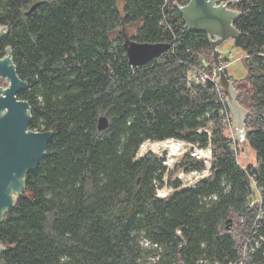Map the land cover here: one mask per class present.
<instances>
[{"label":"trees","instance_id":"obj_1","mask_svg":"<svg viewBox=\"0 0 264 264\" xmlns=\"http://www.w3.org/2000/svg\"><path fill=\"white\" fill-rule=\"evenodd\" d=\"M37 1L0 0V27H8L0 52L11 47L28 82L18 97L31 105L30 128L54 132L4 214L0 263L240 261L247 240L264 236V0L231 5L242 12L235 25L243 34L235 42L247 75L232 78L229 59L221 58L249 111L247 141L258 166L247 169L211 112L222 106L215 83L189 80L204 60L210 72L215 67L207 33L189 31L177 6L190 0H122L121 6L119 0H42L28 12ZM128 41L165 49L132 65ZM103 114L110 124L100 130ZM211 120L210 176L195 188L157 196L163 163L154 152L138 158L141 146L173 137L205 145L208 134L197 129ZM194 161L186 154L178 166L201 165ZM252 177L261 190L255 204ZM245 261L264 264V240Z\"/></svg>","mask_w":264,"mask_h":264},{"label":"water","instance_id":"obj_2","mask_svg":"<svg viewBox=\"0 0 264 264\" xmlns=\"http://www.w3.org/2000/svg\"><path fill=\"white\" fill-rule=\"evenodd\" d=\"M239 1L241 0H190L186 4L177 5L189 31L207 33L213 51V62L217 66L222 65L221 46L243 34L235 25L242 12L231 7ZM42 2H35L28 12L35 10ZM7 33L8 27L1 26L0 42ZM126 46L132 65L142 64L165 49L161 45L137 41H128ZM5 51L6 55L0 56V77L5 78L8 83L6 87L0 86V224L6 211L22 195L26 175L35 170L46 156L47 146L54 135L52 130L30 128L33 119L31 105L28 100L18 97L19 93L27 90L28 82L18 74L11 47H7ZM216 81L227 96L226 103L235 122V135L240 141H247L246 118L249 111L239 101L240 94L234 80L222 69ZM109 124L107 115L99 117L100 130L107 129ZM162 153L166 154L167 150L164 149ZM227 222V228H231L233 219L229 218ZM5 249L0 243V253Z\"/></svg>","mask_w":264,"mask_h":264},{"label":"built area","instance_id":"obj_3","mask_svg":"<svg viewBox=\"0 0 264 264\" xmlns=\"http://www.w3.org/2000/svg\"><path fill=\"white\" fill-rule=\"evenodd\" d=\"M209 61L204 60V64L202 66L196 67L191 75L189 76L190 79H197L206 83L207 81H211L215 83L216 87L219 91V96L222 101V106L219 108L213 109L211 112L218 115L219 123L223 124L227 135L234 141V145L237 151L238 146L236 145L238 142V138L235 135V122L232 117V114L226 104V94L220 89L217 84V78L219 73L222 69H224L225 65L217 66L211 70H208ZM207 116L210 117V112L207 113ZM215 122L213 120L209 121L207 126L200 127L197 129L199 133H207L209 137V141L207 144L202 145L200 142H192L186 139L180 138H168L165 139L163 142L168 141L167 143L163 144L160 149L159 159L163 163L162 169L160 172H163V184H160L157 180V196L159 197H167L170 194L174 193L176 190L180 188H195L201 181L205 178H208L211 174L212 170V159H213V148H212V133L215 127ZM166 149L167 153L163 154L162 151ZM189 154L191 158L195 161V164H201L200 166H189L188 164L179 167L178 165L181 163L183 157ZM242 155V154H241ZM238 158H240L238 156ZM238 163L243 167L239 161ZM254 187L259 192V197H254L251 200V204H255L256 202L261 201V194L260 189L257 187L256 180L252 177L251 178ZM263 212V211H261ZM264 240V236L261 235L260 239L250 237L246 242V253L249 254L255 251V248L259 246L260 241ZM246 258H242L240 261L236 262L235 264H246ZM1 264V263H0Z\"/></svg>","mask_w":264,"mask_h":264},{"label":"rangeland","instance_id":"obj_4","mask_svg":"<svg viewBox=\"0 0 264 264\" xmlns=\"http://www.w3.org/2000/svg\"><path fill=\"white\" fill-rule=\"evenodd\" d=\"M123 1L119 0V4L120 6L122 5ZM135 31V27L132 26L131 27V33H134ZM221 51H222V57H227L229 59V62L227 63L228 65V73L231 74L232 78H235L237 80L244 78L247 73L248 70L245 66V63L243 61V57H244V51L242 48L238 47L236 45L235 39H230L227 42H225L222 46H221ZM241 82V80L239 81ZM238 82V83H239ZM8 85L7 81L5 78H1L0 77V86L6 87ZM150 143V142H146L145 144ZM161 144L157 149L154 148H148L147 150H144L141 146L139 152H138V157L147 154L148 152H154L157 155H160V149H161ZM144 147V145H143ZM242 154V155H241ZM237 155L240 157L238 158V161L243 165L246 166L247 168L249 166H254L257 167L258 166V160H257V156L256 153L254 151V149L248 144V141H240L238 138V148H237ZM254 183V182H252ZM182 188L178 189L181 190ZM255 190V197H259V192L258 190L254 187ZM235 225V224H234ZM237 228V226H235ZM245 244V243H244ZM246 244L243 246V257L247 258L248 254L246 253Z\"/></svg>","mask_w":264,"mask_h":264},{"label":"bare ground","instance_id":"obj_5","mask_svg":"<svg viewBox=\"0 0 264 264\" xmlns=\"http://www.w3.org/2000/svg\"><path fill=\"white\" fill-rule=\"evenodd\" d=\"M168 141H165V142H163V141H157V142H154V143H152V142H150V143H147V144H143L144 145V147H143V145H142V148L144 149V150H147L148 148H154V149H157L159 146H160V144L161 145H163V144H165V143H167Z\"/></svg>","mask_w":264,"mask_h":264},{"label":"flooded vegetation","instance_id":"obj_6","mask_svg":"<svg viewBox=\"0 0 264 264\" xmlns=\"http://www.w3.org/2000/svg\"><path fill=\"white\" fill-rule=\"evenodd\" d=\"M5 50H6V49H5ZM5 50L0 52V56H4V55H6V51H5Z\"/></svg>","mask_w":264,"mask_h":264},{"label":"crops","instance_id":"obj_7","mask_svg":"<svg viewBox=\"0 0 264 264\" xmlns=\"http://www.w3.org/2000/svg\"><path fill=\"white\" fill-rule=\"evenodd\" d=\"M230 74V73H229ZM231 75V74H230Z\"/></svg>","mask_w":264,"mask_h":264}]
</instances>
